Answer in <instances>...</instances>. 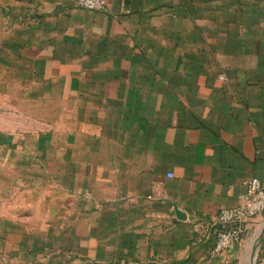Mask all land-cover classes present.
Here are the masks:
<instances>
[{"label": "crops", "instance_id": "0c3cea01", "mask_svg": "<svg viewBox=\"0 0 264 264\" xmlns=\"http://www.w3.org/2000/svg\"><path fill=\"white\" fill-rule=\"evenodd\" d=\"M104 1L0 0V264H255L264 0Z\"/></svg>", "mask_w": 264, "mask_h": 264}, {"label": "built area", "instance_id": "2783aa9c", "mask_svg": "<svg viewBox=\"0 0 264 264\" xmlns=\"http://www.w3.org/2000/svg\"><path fill=\"white\" fill-rule=\"evenodd\" d=\"M80 8L89 12H105L104 0H76ZM223 78V77H222ZM248 193L243 203L234 208H223L214 220L213 254L220 256L224 252L239 246L249 229L250 223L264 216V185L258 179L247 183ZM255 264H264V249L256 257Z\"/></svg>", "mask_w": 264, "mask_h": 264}, {"label": "water", "instance_id": "95a60500", "mask_svg": "<svg viewBox=\"0 0 264 264\" xmlns=\"http://www.w3.org/2000/svg\"><path fill=\"white\" fill-rule=\"evenodd\" d=\"M176 214H177L178 218H180V219L186 218V215L183 212H181L178 208H176Z\"/></svg>", "mask_w": 264, "mask_h": 264}]
</instances>
